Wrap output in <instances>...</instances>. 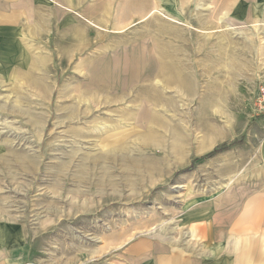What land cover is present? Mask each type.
I'll return each instance as SVG.
<instances>
[{"label":"rangeland","instance_id":"rangeland-1","mask_svg":"<svg viewBox=\"0 0 264 264\" xmlns=\"http://www.w3.org/2000/svg\"><path fill=\"white\" fill-rule=\"evenodd\" d=\"M151 20L158 24L139 27L140 52H162L136 61L142 90L136 103L107 89H132L121 82L126 60H110L132 45L118 29L71 65L57 59L51 41L47 52L30 54L28 67L0 68V247H30V264H127L135 241L167 243L184 203L212 197L236 177L229 164L250 157L253 131L263 130L250 125L264 116L255 106H213L229 99L213 84L184 91L181 76L170 72L168 51L151 37L180 36L181 20L160 6ZM215 126L235 137L216 141ZM241 139L231 153L195 161ZM252 157L247 162L255 164Z\"/></svg>","mask_w":264,"mask_h":264},{"label":"crops","instance_id":"crops-1","mask_svg":"<svg viewBox=\"0 0 264 264\" xmlns=\"http://www.w3.org/2000/svg\"><path fill=\"white\" fill-rule=\"evenodd\" d=\"M159 6L181 20L180 36L151 37L168 51L170 72L181 76L183 90L186 85L190 90L213 84L229 98L224 100L228 103L213 106H250L253 111L258 86L264 82V0H0V68L13 66L8 62L17 69L28 67L30 54L47 52L51 41L57 59L71 65L79 53L104 43L109 29H118L120 36L133 39L132 45L110 60H126L119 68L126 71L125 85L132 89L113 90L111 85L107 89L123 101L135 96L132 101L136 103L142 91L137 85L136 61L162 52H140L139 27L158 24L151 18ZM176 44L182 46L180 52L170 50ZM195 54L197 71L191 69ZM21 71L15 74L22 75ZM239 93H246L247 98L238 101ZM260 120L250 125L251 129L253 124L263 127L253 131L256 145L247 153L250 157L245 164H229L228 170L236 172V177L223 182V189L212 197L185 202L181 223L167 243L158 237L156 242L153 238L135 241L134 259L127 264H264L259 248L264 247V121ZM214 130L220 133L216 141L235 137L228 136L225 127ZM232 148L223 153H231ZM252 156L255 164L247 162ZM33 252L30 247H0V264H30Z\"/></svg>","mask_w":264,"mask_h":264},{"label":"built area","instance_id":"built-area-1","mask_svg":"<svg viewBox=\"0 0 264 264\" xmlns=\"http://www.w3.org/2000/svg\"><path fill=\"white\" fill-rule=\"evenodd\" d=\"M255 110L258 115L264 116V82L259 87L255 98Z\"/></svg>","mask_w":264,"mask_h":264},{"label":"trees","instance_id":"trees-1","mask_svg":"<svg viewBox=\"0 0 264 264\" xmlns=\"http://www.w3.org/2000/svg\"><path fill=\"white\" fill-rule=\"evenodd\" d=\"M240 142H243V140L241 139V140L232 141L231 143H229L225 146L215 148L214 150L210 151L206 155L199 157V158H196L195 161H197V162L204 161V160L210 158L211 156L215 155L216 153H219V152H222V151H225V150L232 148L235 144L240 143Z\"/></svg>","mask_w":264,"mask_h":264},{"label":"bare ground","instance_id":"bare-ground-1","mask_svg":"<svg viewBox=\"0 0 264 264\" xmlns=\"http://www.w3.org/2000/svg\"><path fill=\"white\" fill-rule=\"evenodd\" d=\"M168 57V56H167ZM165 60V59H164ZM166 63V62H165ZM167 64V63H166ZM149 66H152V65H147L146 67H149ZM111 67H113V66H111ZM150 68V67H149ZM150 69H152V68H150ZM153 70H157V69H152V71ZM151 71V72H152ZM147 74H149L148 72H147ZM134 75H132V77H133ZM140 76V75H139ZM139 76H136V77H139ZM173 77V76H172ZM128 78V76H126L123 80H121V82H124L126 79ZM137 80H139V79H137ZM168 80V79H167ZM128 81V80H127ZM161 81L159 80L158 81V83H160ZM175 82V81H174ZM125 83H127V82H125ZM169 83H171V82H169ZM103 89V86H100V87H98L96 90H102ZM97 93H95V95H96ZM102 97H103V94H102ZM154 97V99L155 98H157L158 99V97L156 96V95H154L153 96ZM161 98V97H160ZM160 98L158 99L159 101H160ZM106 99V98H105ZM107 100V99H106ZM162 100V99H161ZM72 115V114H71ZM158 122V121H157ZM164 123V122H163ZM161 125V124H160ZM162 127H164L163 125H162ZM165 127H167V126H165ZM112 144H114V142L112 143ZM116 144H118V141L116 142ZM115 145V144H114ZM116 149H117V147H115Z\"/></svg>","mask_w":264,"mask_h":264}]
</instances>
